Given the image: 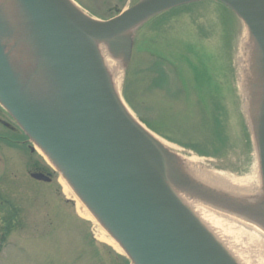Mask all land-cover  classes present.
<instances>
[{
	"label": "rangeland",
	"instance_id": "obj_1",
	"mask_svg": "<svg viewBox=\"0 0 264 264\" xmlns=\"http://www.w3.org/2000/svg\"><path fill=\"white\" fill-rule=\"evenodd\" d=\"M137 1L71 0L85 14L104 20ZM25 14L21 0H0V41L21 87L36 94L33 89L37 86L43 94H49L53 89L47 80L49 61L37 45L31 20ZM246 28L234 11L217 1L181 5L150 18L132 32V54L122 60L119 94L126 109L163 140V150L158 151L162 163L159 159L154 162L174 192L219 218L258 227L264 197L259 206L253 192L234 206L235 191L210 186L199 180L195 171L220 173L234 186H246L255 177L258 158L245 114L250 89L243 84L238 56ZM177 34L189 43L172 41ZM148 54L158 56L154 60H160V70L168 76V80L160 76L157 88L149 78L142 79L138 71L148 62ZM49 76L52 80L51 73ZM127 79L130 82L125 84ZM234 102L240 106L251 133L253 146L250 142L249 151ZM189 105H193L190 121L186 118ZM33 172L51 173V180H36ZM228 207L242 211L235 216V210L229 212ZM86 213L90 210L61 172L0 105V264H133L122 249L108 243L105 237H113L101 222ZM216 225L218 244L235 264H264V246L244 228Z\"/></svg>",
	"mask_w": 264,
	"mask_h": 264
},
{
	"label": "water",
	"instance_id": "obj_2",
	"mask_svg": "<svg viewBox=\"0 0 264 264\" xmlns=\"http://www.w3.org/2000/svg\"><path fill=\"white\" fill-rule=\"evenodd\" d=\"M21 1L55 77L53 89L34 97L22 88L0 41V104L133 264H235L165 182L154 162L161 161V144L121 104L97 44L105 42L127 59L135 29L168 9L202 0H140L105 20L71 0ZM216 1L242 18L264 56V0ZM257 149L264 182V113ZM31 175L51 180V174Z\"/></svg>",
	"mask_w": 264,
	"mask_h": 264
},
{
	"label": "bare ground",
	"instance_id": "obj_3",
	"mask_svg": "<svg viewBox=\"0 0 264 264\" xmlns=\"http://www.w3.org/2000/svg\"><path fill=\"white\" fill-rule=\"evenodd\" d=\"M20 4V3H19ZM21 5V4H20ZM74 5V4H73ZM15 8H17L15 5H13ZM25 16H27L25 14ZM98 47L99 50L102 54L105 66L107 68V71L110 75L111 82L113 85V88L115 89V92L119 95L120 97V87H121V82H122V76H121V67L123 65L122 60H126L125 54L122 51H113L110 49L105 42H98ZM38 45V44H37ZM113 51V52H112ZM238 56H239V61L242 67V76H243V81L244 85L248 86V89H250V92L247 95V99L245 102V111H246V117L248 119V124L251 129L252 137L255 143V150H256V155L258 153L257 149V137L259 134V129H260V124L262 121L263 113H264V56L261 52V49L259 47V44L256 40V38L252 35L251 31L249 28H246V30L243 32L240 41H239V46H238ZM48 77L47 80L49 79L48 83H53V80L50 78V66H48ZM52 77V75H51ZM55 79L53 76L52 79ZM23 88L25 86L23 85ZM27 88V92L31 94V89ZM34 92L36 94H33V96L37 97H42V90L40 87L34 86ZM34 96V97H35ZM121 98V97H120ZM43 103H48V102H43ZM121 104L129 114V116L138 124L142 127V129L147 133L149 139L153 141V143L157 144H163V140L158 138L157 135L153 134L149 128H146L140 121L137 120L136 117H134L130 111L126 109V106L123 103V100L121 98ZM157 148V147H154ZM258 156V155H257ZM259 158V157H257ZM258 167L260 168L259 165V159H258ZM258 167L255 173L254 179L251 180L246 186H238L228 180L227 178H224L220 173L217 172H210L207 170H202V169H195L197 172V177L199 180L206 182L208 185L213 186V187H222V188H229L232 189V191H235L232 195H235L233 198L234 206H238L239 204L236 201H241L244 196L247 194H251L253 192H256V198H257V203L260 206V201L262 202V198L264 197L263 194V189L260 188V183L257 178L258 176ZM260 188V191H259ZM174 192V191H173ZM176 198L181 202V204L186 207L191 215L199 222L201 226H203L209 234L214 237L219 244H221L220 240L216 237L217 230H216V224L220 225H230L232 224L234 227L237 228H244L248 236L254 238L259 245L264 246V213H261L259 210V216L262 218L260 221V224H257L258 227H255L253 224L246 225V224H238L237 222H234L232 220L233 218L226 219L223 217H217L213 212L210 210H207L205 207L202 205L192 202L182 194L178 192L173 193ZM77 195V194H76ZM78 197V195H77ZM80 202L82 200L78 197ZM83 203V202H82ZM255 206V203H254ZM231 210H235V213L232 215H237L238 212L241 209L238 208H232L228 207L227 211L231 212ZM84 211V210H82ZM81 211V212H82ZM242 211V210H241ZM83 213V212H82ZM84 214V213H83ZM87 217L91 219V217L98 223L100 221L97 219V217L90 211V214L86 213ZM105 237V236H104ZM105 239L113 245L114 247L118 249H122L121 245L113 238L109 239L105 237ZM124 251V250H123Z\"/></svg>",
	"mask_w": 264,
	"mask_h": 264
},
{
	"label": "trees",
	"instance_id": "obj_4",
	"mask_svg": "<svg viewBox=\"0 0 264 264\" xmlns=\"http://www.w3.org/2000/svg\"><path fill=\"white\" fill-rule=\"evenodd\" d=\"M160 37L161 36H158L157 38H156V41H158V38L160 39ZM166 40H168V39H166ZM174 40H180L181 42H182V44L183 43H189V41H186L185 39H179L178 38V34L177 35H175L174 37H173V39H172V41H174ZM187 40H189V39H187ZM171 41V40H170ZM171 41V42H172ZM158 46V43H156V47ZM153 49H155V48H153ZM169 51L170 50H168L167 51V53L169 54ZM150 52H152V53H155L154 52V50H152V51H150ZM156 54H158V53H156ZM149 55V54H148ZM155 55H153V57H151L150 55H149V60H148V62H146L144 65H143V67H141L140 69H138L139 68V65H138V71H139V73H140V76H141V78L142 79H145V80H147V78H149V80H150V82H152V86H154V87H158L159 85H160V82H161V78H160V76L162 75V76H164V77H166L167 78V80H168V76L167 75H165V72H163L162 70H160V68H161V62H160V60L159 59H156V60H154V58H158V56L157 57H154ZM160 58V57H159ZM171 77H172V74H171ZM128 78V77H127ZM228 81L230 82V83H232L231 82V80H229L228 79ZM128 82H130V81H128V79L125 81V84L126 83H128ZM163 83L164 84H168V81L167 82H165V81H163ZM171 85V84H170ZM231 85V84H230ZM231 87L233 88V86L231 85ZM175 88H176V84H174L173 86H172V88H170V90L172 91V92H174V90H175ZM126 89V88H125ZM233 91V90H232ZM124 95H125V99H126V101H127V103H129L130 104V99H129V97H128V93L127 92H125V90H124ZM236 101H237V97H236ZM186 102H189V101H186ZM234 104H235V108H236V113H235V115H237V117L238 118H240V121H241V125L242 126H244V132H243V134H244V140H245V144L247 145V148H248V151L250 150V148H251V146H250V136H249V133H248V129H247V126H246V124H245V120H244V117H243V114H242V112H241V108H240V106H238L237 105V103L236 102H234ZM192 106L193 105H189V114L187 115L188 117H186V118H190L189 119V121L191 120V118H192V115H193V109H192ZM133 108H134V106H132ZM135 109V108H134ZM136 110V109H135ZM186 120V122L188 121L187 119H185ZM144 121V120H143ZM146 124L148 125L149 124V121H146ZM148 126H150V125H148ZM220 135V134H219ZM219 135H217V137H219V138H222V137H220ZM171 136V135H170ZM223 136V135H222ZM243 136V135H242ZM166 137V136H165ZM166 139H169V140H171L172 138H170V137H166ZM222 140V139H221Z\"/></svg>",
	"mask_w": 264,
	"mask_h": 264
}]
</instances>
